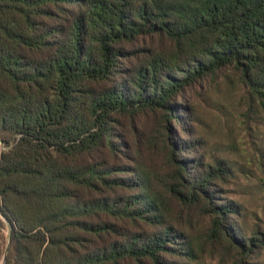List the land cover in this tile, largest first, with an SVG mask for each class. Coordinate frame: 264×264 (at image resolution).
<instances>
[{
  "label": "trees",
  "instance_id": "obj_1",
  "mask_svg": "<svg viewBox=\"0 0 264 264\" xmlns=\"http://www.w3.org/2000/svg\"><path fill=\"white\" fill-rule=\"evenodd\" d=\"M227 71L264 107V0H0L3 264H249L264 230L194 135Z\"/></svg>",
  "mask_w": 264,
  "mask_h": 264
},
{
  "label": "rangeland",
  "instance_id": "obj_2",
  "mask_svg": "<svg viewBox=\"0 0 264 264\" xmlns=\"http://www.w3.org/2000/svg\"><path fill=\"white\" fill-rule=\"evenodd\" d=\"M190 98L194 135L201 141L204 162L217 158L232 168V176L220 185V196L239 205L236 227L246 237L256 226L264 230V107L248 111L238 78L229 71L191 91ZM204 250V264H238L231 257L223 258L219 249L207 246ZM257 254L249 264H264V251Z\"/></svg>",
  "mask_w": 264,
  "mask_h": 264
},
{
  "label": "water",
  "instance_id": "obj_3",
  "mask_svg": "<svg viewBox=\"0 0 264 264\" xmlns=\"http://www.w3.org/2000/svg\"><path fill=\"white\" fill-rule=\"evenodd\" d=\"M7 252V250L5 251V253ZM3 263H4V258H3Z\"/></svg>",
  "mask_w": 264,
  "mask_h": 264
}]
</instances>
